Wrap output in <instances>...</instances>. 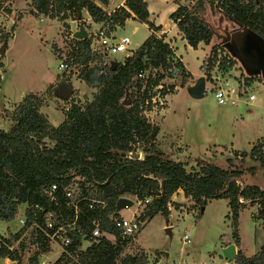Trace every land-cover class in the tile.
<instances>
[{"label":"trees","instance_id":"obj_1","mask_svg":"<svg viewBox=\"0 0 264 264\" xmlns=\"http://www.w3.org/2000/svg\"><path fill=\"white\" fill-rule=\"evenodd\" d=\"M26 1L33 15L61 20L64 28L68 27L67 18L79 19L82 11L93 22H100L104 12L97 3L106 4V0ZM174 3L176 8L169 19L193 49L200 42L209 45L214 39L207 14L221 16L229 32L236 31L231 39H225L227 34L221 36L226 50L232 49L230 43L234 38L243 39L247 34L259 39L264 46V0H194L191 4L175 0ZM142 5V0H124L113 9L111 20L123 25L124 20L131 17L155 30ZM5 12L10 13V10L5 8ZM7 37L3 35L2 42ZM89 43V36L73 38L67 60L76 67L77 79L91 89L90 98L70 103L62 111L63 119L57 125H52L39 111L41 103L31 93L6 112L11 125L7 130L0 128V221L14 220L18 207L24 205V224L16 232L7 230L4 236L0 234V259L23 264L21 256L26 242L19 237L33 222L41 225V214L48 210L53 212L57 225L74 222L88 241L81 249L79 235L72 234L68 246L70 256L61 253L52 264H145L148 255L142 249L123 253L128 237L114 225L115 202L119 197L148 198L136 220L141 224L157 213L166 220L167 204L177 206L171 200L177 190L190 199L189 208H196L197 217L208 200L222 198L226 201L231 229L230 241L226 243L238 245V210L244 205L255 206V218L261 220L264 233V190L255 184L240 185L241 170L203 163L197 170L186 171L185 164L165 157L159 148L157 126L142 115L150 108V89L173 66L182 76L189 75L163 38L151 32L121 62L108 63L101 62L103 54L92 51ZM218 47L210 46L206 71L213 65ZM227 61L229 65L233 63L232 59ZM152 69L154 72L150 75L148 71ZM146 70V74L138 76ZM254 78L250 74L243 80L247 83ZM257 79L264 84V72H259ZM263 142L264 137L259 138L249 151L262 166ZM134 148L142 152L141 158ZM240 155L245 154L240 152ZM51 183L56 186L52 192L49 191ZM69 188L82 198L77 211L71 205L76 198L70 202L65 196ZM89 199L102 202L103 208L97 205L87 209ZM92 220L98 221L100 236H89ZM29 236L35 249L26 257L25 264H38L39 256L50 248L34 226ZM154 254L160 253L155 251ZM232 262L264 264V242L248 256L237 249Z\"/></svg>","mask_w":264,"mask_h":264},{"label":"rangeland","instance_id":"obj_2","mask_svg":"<svg viewBox=\"0 0 264 264\" xmlns=\"http://www.w3.org/2000/svg\"><path fill=\"white\" fill-rule=\"evenodd\" d=\"M173 1L142 0V8L147 12V18L152 24H163L169 22L168 15L175 6ZM118 2L119 0H106L104 5L97 4L103 12H108L112 11ZM5 8H8L10 13H6ZM88 17L83 11L79 19L67 18L68 27L64 28L61 20L33 15L26 0H0V45L5 42L0 54L1 129L7 130L11 125L6 112L11 111L27 94L36 96L42 104L41 111L47 114V119L52 125L61 121L62 111L68 108L70 103H81L90 98L91 89L77 79L76 67L67 60L73 43L71 34L78 26H83L87 36L98 26L99 22H93ZM206 17L215 33L214 39L209 45L201 44L195 49L187 43L186 45L182 41H176V52L189 75L182 76L175 66L169 68L160 81L161 88L150 89L153 101L149 110H144L142 115L149 123L157 126L156 141L164 156L185 164L186 171L197 170L203 163H213L224 169H238L242 171L238 181L240 185L255 184L264 190V166L249 155L251 147L259 138L264 137V84L257 79L259 71L252 66H244L239 60L237 48L232 46V50H226L221 41V36L227 34L225 39H231L236 31L229 32L227 23L217 14H207ZM147 32L145 23L127 18L123 25H118L114 30L115 39L128 38L126 48L101 56V62H121L143 41ZM5 34L8 37L2 42ZM212 44L219 47L216 49L212 67L206 71V55ZM174 58L177 59L175 55ZM47 59L51 61L47 62ZM228 59H232L233 63L229 65ZM59 62L65 63L66 68L59 69ZM148 72L152 75L154 69ZM144 73L146 74L147 70ZM250 74L255 78L244 82L243 77ZM200 76L204 80L203 93L200 97L193 98L189 95L186 85ZM225 80L239 83L240 90L247 88L248 92L254 95V99L244 102L242 98L234 106L217 104L212 91L219 82ZM61 88L71 89L68 99L56 96ZM134 150L138 158L142 157L143 154L138 148ZM234 151L236 154H233ZM240 152L245 155L241 156ZM262 152L264 155V142ZM250 167L254 170L249 171ZM129 198L133 200L132 205L119 211L128 217L134 210L139 209V213L144 207V203H139L137 208L136 200ZM169 206L171 215L167 220L157 213L143 222L133 234L135 244L133 240L127 242L123 253H132L139 247L148 254L158 251L161 255L158 264H223L225 257L221 253L220 242L226 238L230 241L231 231L226 201L222 198L208 200L198 217L195 215L196 208H192V212L186 211L191 209L189 206ZM15 218L17 216L11 221H0V233H3V236L7 230L16 232L22 228ZM29 230L30 228L23 230L19 237L26 242L21 256L23 264L35 249L29 241ZM184 233L188 236V242L182 240ZM237 233L241 250L247 256L262 244L264 233L261 220L255 218V206L244 205L239 208ZM87 244L85 239L79 241L80 248ZM60 254L58 246L51 244V250L39 256L38 264H52ZM0 264L13 262L1 258Z\"/></svg>","mask_w":264,"mask_h":264},{"label":"built area","instance_id":"obj_3","mask_svg":"<svg viewBox=\"0 0 264 264\" xmlns=\"http://www.w3.org/2000/svg\"><path fill=\"white\" fill-rule=\"evenodd\" d=\"M112 11L104 12L103 19L98 23V26L95 28V30L88 35L90 38L89 46L91 50L97 53H101L103 55H110L123 51L126 48L129 41L127 37H121L119 39H115L114 30L118 26V24L114 23L111 20L110 15ZM170 63H172V60L170 61ZM57 67L59 69H65L66 64L63 62H59L57 64ZM143 75H144V71H141L138 74V76H143ZM160 81L156 86H154V90L161 88ZM239 88H240V84L231 80H225L219 82L212 91L213 99L217 104H228L232 106L237 105L242 98H244V102H250L251 100L254 99V95L252 93H249L247 88L242 90H240L241 88L240 89ZM149 101L151 103L153 101V97L150 96ZM55 188L56 186L54 183H51L49 185L50 192H52ZM65 196L70 199V202L72 198H76V200L71 202V205L73 209L77 211V204L82 200V198H78V193L73 188L67 189L65 191ZM146 202H148V198L135 201L137 208L139 203L145 204ZM97 205H99L98 206L99 208H103L102 202H98L93 199L87 200V209L90 210L94 209L97 207ZM125 208H129V207H125ZM167 209H169V204H167ZM138 210H134L129 217L127 215L120 214L119 213L120 210L119 211L114 210V213H116V216L113 218L114 225L121 231L122 235L128 237L127 242L133 240V234L138 230L140 226V222L136 220V216L138 215ZM41 218H42L41 225L33 222L28 228H31L32 226L37 228V230L46 238L47 244L48 245L54 244L55 246H58L61 253L70 256V252L68 251V246L71 243L72 234L79 235V239H77L78 241H80L81 239H85V234L81 233L82 232L81 229L76 224H74V222L65 225H57L55 216L51 211L48 210L43 211L41 214ZM18 221L23 226L24 217L18 219ZM91 224L93 228L89 236H100L101 233L98 230V221L92 220ZM182 240L184 242H188L187 234L185 233L183 234ZM78 247L80 248V245ZM7 248L11 249V246H8Z\"/></svg>","mask_w":264,"mask_h":264},{"label":"water","instance_id":"obj_4","mask_svg":"<svg viewBox=\"0 0 264 264\" xmlns=\"http://www.w3.org/2000/svg\"><path fill=\"white\" fill-rule=\"evenodd\" d=\"M71 36L76 39L84 38L87 36L86 31L84 30L82 25L78 26V29L74 31ZM241 40V39H240ZM237 41H239L237 39ZM5 46V42L0 45V54L3 52ZM238 58L247 66L248 63H252L253 65L257 66V70L261 74L264 72V46L260 43L259 39L252 35H246L245 38L240 41L238 46ZM243 48V50L241 49ZM232 50V49H231ZM247 56V57H245ZM254 66V67H255ZM203 78L197 77L193 82L186 85L188 93L193 98H198L203 93ZM70 88H61L60 91L57 93V97L61 99H68L70 95ZM162 186V182H161ZM132 204V200L128 197H119L115 202V211H119L125 207H128ZM222 255L229 261H233L234 255L236 253L234 244L230 243L221 249Z\"/></svg>","mask_w":264,"mask_h":264},{"label":"crops","instance_id":"obj_5","mask_svg":"<svg viewBox=\"0 0 264 264\" xmlns=\"http://www.w3.org/2000/svg\"><path fill=\"white\" fill-rule=\"evenodd\" d=\"M123 1L124 0H119V2H118V4H117V6L118 5H122V3H123ZM175 1V0H174ZM173 1V2H174ZM177 1H179L180 3H182V4H191L192 2H193V0H187V1H184V2H182V1H180V0H177ZM175 4V3H174ZM100 6V5H99ZM101 7V6H100ZM173 8V9H172ZM171 9V12H173V10L176 8V4H175V6L174 7H172ZM83 12V11H82ZM170 12V13H171ZM169 13V14H170ZM87 14V13H86ZM89 18V17H88ZM125 20H127V19H125ZM125 20H124V22H125ZM168 21L169 22H167V23H163V24H160V23H154L153 22V26L156 28L155 30H151L150 28H148V26H147V28H148V32H147V34L145 35V37L147 36V35H149V33H151V32H153V34H155L156 36H161L162 38H163V41L164 42H166L167 44H168V46H170V47H172L171 49H172V52H173V55H175V57H177V59L178 60H180L181 61V59H180V56L177 54V52H176V49H175V43H176V41L177 40H179V41H182L183 43H185L186 44V41H185V39L183 38V36H182V34L177 30V28H176V26H175V24L169 19V15H168ZM144 24V23H143ZM118 27V26H117ZM116 27V28H117ZM115 28V29H116ZM145 39V38H144ZM143 39V40H144ZM170 40H171V42H170ZM201 44H203V43H198L197 44V46L199 47ZM187 45V44H186ZM189 47V46H188ZM49 61H51L50 59H47V62H49ZM181 63L183 64V62L181 61ZM184 65V64H183ZM42 105V104H41ZM41 105H40V107H39V111L41 112V113H43V114H45L46 116H47V114L46 113H44V112H42L41 111ZM67 109V108H66ZM65 110V109H64ZM47 118H48V116H47ZM49 119V118H48ZM63 119V114L61 115V120ZM141 158V157H140ZM171 200L173 201V202H175L176 204H177V208L179 207V208H182V206L181 205H183V206H189L190 204H191V201H190V199L189 198H186V197H183V195H182V191L181 190H177L176 191V193H174L172 196H171ZM174 207V206H173ZM186 207L184 208L185 210H186ZM170 206H169V209H167L168 210V215H167V217L168 216H170L171 215V212H170ZM23 209H24V205H20L19 207H18V212H17V218H15V220L16 221H18V219H20V218H22L23 217ZM142 211V210H141ZM186 211H192L193 212V209L191 208L190 210H186ZM15 216V217H16ZM154 216V215H153ZM152 216V217H153ZM152 217H150V218H152ZM150 218H148L147 220H145L144 222H146V221H148ZM166 220H167V218H166ZM143 223V222H142ZM141 223V224H142ZM140 224V225H141ZM0 234H3V233H0ZM239 239V238H238ZM134 241H135V239H133V243H134ZM229 240H228V238H226V239H223V240H221V244H220V248L222 249L223 247H225L226 245H228V244H230V243H232V242H229V243H226V242H228ZM264 242V241H263ZM262 242V243H263ZM135 244V243H134ZM232 244H234V243H232ZM137 246V245H136ZM138 247V246H137ZM234 247H235V250H237V249H240L241 250V247H240V240H238V245H237V247L234 245ZM50 250H51V245H50ZM82 248H84L83 246H82ZM81 248V249H82ZM139 248V247H138ZM141 249V248H140ZM143 250V249H142ZM144 251V250H143ZM242 251V250H241ZM147 253V252H146ZM222 253V252H221ZM243 253V252H242ZM147 263L146 264H158V262H159V260H160V257H161V255L159 254V255H155L154 254V252L152 253V254H148L147 253ZM155 259H154V258ZM5 260H8L7 258H4ZM225 260V262L223 263V264H233V262H229L226 258L224 259Z\"/></svg>","mask_w":264,"mask_h":264},{"label":"flooded vegetation","instance_id":"obj_6","mask_svg":"<svg viewBox=\"0 0 264 264\" xmlns=\"http://www.w3.org/2000/svg\"><path fill=\"white\" fill-rule=\"evenodd\" d=\"M239 41H237V39H233L232 40V43H230V44H232L233 45V47H236L237 48V51H239L238 49V46H239V44H240V41H242V39L240 40V39H238ZM230 42V41H229ZM245 57H247V56H245ZM247 64V66H252L255 70H257V66H255V64L253 65L252 63H246ZM255 66V67H254Z\"/></svg>","mask_w":264,"mask_h":264}]
</instances>
